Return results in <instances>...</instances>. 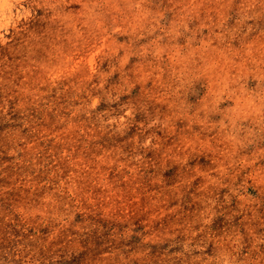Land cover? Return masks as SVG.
<instances>
[{"label":"rangeland","instance_id":"1","mask_svg":"<svg viewBox=\"0 0 264 264\" xmlns=\"http://www.w3.org/2000/svg\"><path fill=\"white\" fill-rule=\"evenodd\" d=\"M0 264H264V0H0Z\"/></svg>","mask_w":264,"mask_h":264}]
</instances>
